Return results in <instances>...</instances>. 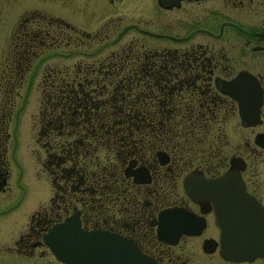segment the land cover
I'll use <instances>...</instances> for the list:
<instances>
[{"label":"flooded vegetation","instance_id":"1","mask_svg":"<svg viewBox=\"0 0 264 264\" xmlns=\"http://www.w3.org/2000/svg\"><path fill=\"white\" fill-rule=\"evenodd\" d=\"M105 1L114 9L125 2L137 7L147 0ZM155 2L158 17L150 19L140 11L137 21L141 25H130L124 33L133 27L141 37L121 49L133 45L137 56L150 55L153 59L152 68L142 70L140 85L153 94L144 119L154 120L159 130L145 131L137 151L128 160L107 166L103 192L94 190L99 186L92 184L90 195L84 196L60 184L48 205L23 218L15 235L9 232L7 238L2 236V242L11 244L10 250L19 254L24 263L71 264L54 256L44 234L73 215L84 229L106 230L129 239L155 264H264V256L235 260L223 255L212 202L197 194L201 178L230 171L240 176L245 190L264 209V0ZM206 6H213L217 13L218 32L193 25L191 15L200 14ZM38 18H25L20 22L22 30L11 33L8 73L2 81L7 105L13 83L10 53L14 54L12 60L16 57L13 66L21 68L26 60L30 66V59L43 50L47 39L62 40L73 33L82 41L78 42L80 46L89 40L104 39L99 33L95 36L62 20H56L58 27L50 30L46 25L52 26L55 19L42 22L43 18ZM39 20V27L31 26ZM161 27L170 31L164 32ZM243 71L256 80L258 90L254 86L246 88L240 99L225 92L223 83ZM2 109V115L6 114V106ZM5 132L0 126V203L10 190L4 161L9 133ZM38 134L39 129L37 142ZM40 148L45 170V151ZM128 170L141 172L142 180L136 181L126 173ZM70 188L75 190L74 185Z\"/></svg>","mask_w":264,"mask_h":264},{"label":"rangeland","instance_id":"2","mask_svg":"<svg viewBox=\"0 0 264 264\" xmlns=\"http://www.w3.org/2000/svg\"><path fill=\"white\" fill-rule=\"evenodd\" d=\"M140 11L142 16L154 19L158 17L159 7L155 0H147L137 7L125 2L114 9L108 7L105 0H0V120L5 118L0 126H3L6 134L9 133L5 138L4 161H7L10 181L9 195L0 203V264H27L19 254L10 250L11 244L2 242V236L7 238L9 232L15 235L24 222L23 218L48 205L54 193L53 181L41 165L43 152L36 140L45 71L52 67L72 66L87 53L93 52L96 55L103 42L105 46L99 55L139 39L141 35L133 27L126 33L124 29L130 25H141L137 21ZM202 11L191 15L195 21L193 25L205 26L209 31L218 32L217 13L213 6H206ZM38 16V19L43 18L42 22L55 19L52 20V26L46 25L50 30L54 26L58 27L56 20H62L67 25L92 32L95 36L99 33L104 39L90 43L87 47L78 45L82 41L73 33H70V38L64 36L62 40L47 39L43 50L30 59V66L26 60L21 68L13 66L16 57L12 60L14 54L10 53V81L13 83L10 84V103L7 105L2 81L8 73L6 59L13 42L11 33L13 30L15 34L22 30L20 27L25 18L37 19ZM41 20L31 26L39 27ZM158 25L164 27L160 22ZM163 27L159 29L170 31V28ZM163 44L169 43L164 41ZM4 106L6 114L2 115Z\"/></svg>","mask_w":264,"mask_h":264},{"label":"trees","instance_id":"3","mask_svg":"<svg viewBox=\"0 0 264 264\" xmlns=\"http://www.w3.org/2000/svg\"><path fill=\"white\" fill-rule=\"evenodd\" d=\"M104 46L72 67H52L43 75L38 142L55 191L65 183L68 191L84 196L92 184L103 192L107 166L128 160L145 131L159 130L154 120L144 119L153 94L140 85L152 57L137 56L133 45L99 55Z\"/></svg>","mask_w":264,"mask_h":264},{"label":"water","instance_id":"4","mask_svg":"<svg viewBox=\"0 0 264 264\" xmlns=\"http://www.w3.org/2000/svg\"><path fill=\"white\" fill-rule=\"evenodd\" d=\"M256 84L252 75L243 71L223 87L233 97L243 98L246 88L254 86L258 90ZM243 106L246 110L245 102ZM126 173L136 181L142 180L137 170ZM197 187V194L212 202L223 255L235 260L264 256V209L245 190L240 176L226 171L201 178ZM44 240L56 258L71 264H155L129 239L106 230L84 229L73 215L51 226Z\"/></svg>","mask_w":264,"mask_h":264}]
</instances>
